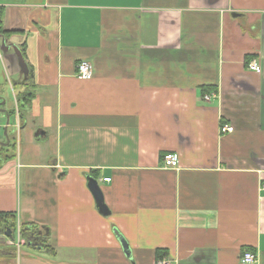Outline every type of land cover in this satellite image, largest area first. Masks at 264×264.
I'll use <instances>...</instances> for the list:
<instances>
[{"label": "crops", "instance_id": "crops-1", "mask_svg": "<svg viewBox=\"0 0 264 264\" xmlns=\"http://www.w3.org/2000/svg\"><path fill=\"white\" fill-rule=\"evenodd\" d=\"M0 28V213L53 250L0 234V264H264V0H0Z\"/></svg>", "mask_w": 264, "mask_h": 264}, {"label": "built area", "instance_id": "built-area-1", "mask_svg": "<svg viewBox=\"0 0 264 264\" xmlns=\"http://www.w3.org/2000/svg\"><path fill=\"white\" fill-rule=\"evenodd\" d=\"M248 69L255 72V73H261V67L255 62L251 61L248 63ZM93 75V67L90 62L88 61H80L76 66V73L75 76L80 80H88ZM204 99L206 101L210 100L209 96H205ZM16 128H18V124L16 125ZM233 128L228 126H223L220 128L221 132H232ZM162 163L165 168L169 169H177L179 167V155L177 153H168L165 154L162 158ZM103 181L109 182V179H104ZM264 199V198H263ZM23 242L20 241L19 235H17L16 240H9L8 245L15 247L16 249H19L21 244ZM240 261L242 264H259V258L257 254L249 249H244L241 253ZM154 264H173L172 261L162 259V260H156Z\"/></svg>", "mask_w": 264, "mask_h": 264}, {"label": "water", "instance_id": "water-1", "mask_svg": "<svg viewBox=\"0 0 264 264\" xmlns=\"http://www.w3.org/2000/svg\"><path fill=\"white\" fill-rule=\"evenodd\" d=\"M0 41H1V50L2 51H6L8 50L11 46H6L5 45V38L0 35ZM14 50L16 51V54L18 55L19 58V62L21 65V68L24 72H26V67L25 64L23 63V61L21 60V56L19 55V51H17V49L14 48ZM87 187L90 191V193L92 194L95 204L97 206V210L101 215H107L108 210L103 202V195L97 185V181L89 176H87ZM42 230H44L43 228L38 231V234L41 235L42 234ZM113 233L117 239V241L120 243L123 253L126 255L127 258H130V251L128 248V245L126 243V241L123 239V237L114 229ZM0 234H2L5 238H9L12 239V235H13V231L7 229L5 232H2V229L0 228ZM31 241H29L30 243ZM29 245V244H27Z\"/></svg>", "mask_w": 264, "mask_h": 264}, {"label": "trees", "instance_id": "trees-1", "mask_svg": "<svg viewBox=\"0 0 264 264\" xmlns=\"http://www.w3.org/2000/svg\"><path fill=\"white\" fill-rule=\"evenodd\" d=\"M0 34H2L1 28H0ZM3 34L9 35L10 33L4 32ZM203 90L207 91L205 88ZM19 102H21V105L23 107L29 106V104L31 102V96L25 95V96H23L22 99H20ZM12 149H14V146L12 147ZM13 155L14 154L11 152V156H9V157H12ZM8 158L6 157L5 159H8ZM0 224H1L2 228L5 227V229H9V230L14 231L15 227H16L15 216L12 213H0ZM25 227H26V225L22 226V229L19 232V236L23 240L27 239L26 238L27 233H26V230H24ZM31 229H33V228H31ZM31 242L35 245V247L39 246V247H41L42 250H45V251L49 252L50 254H53V250L49 246H46L45 244H43L44 241H42V239L40 241H31ZM0 252H2V253H0V254H2V256L4 255L7 258H13L16 255V252L14 250H11V249L10 250L6 249L5 251L1 249ZM164 257H165V252H163L160 249L156 251V255H155L156 260H162V259H164Z\"/></svg>", "mask_w": 264, "mask_h": 264}, {"label": "rangeland", "instance_id": "rangeland-1", "mask_svg": "<svg viewBox=\"0 0 264 264\" xmlns=\"http://www.w3.org/2000/svg\"><path fill=\"white\" fill-rule=\"evenodd\" d=\"M13 137H14V135H13ZM35 149H36L35 145L27 144V142L23 138V135H21V134L19 135L18 153L23 155L22 158L24 161H32L33 163H38V162H35L37 160L36 158L38 157L35 154ZM14 236H15V234H14ZM16 251H19V249H16Z\"/></svg>", "mask_w": 264, "mask_h": 264}, {"label": "flooded vegetation", "instance_id": "flooded-vegetation-1", "mask_svg": "<svg viewBox=\"0 0 264 264\" xmlns=\"http://www.w3.org/2000/svg\"><path fill=\"white\" fill-rule=\"evenodd\" d=\"M26 227H27V226H26ZM26 227H25V229H24V230H26V233H27L26 238H27L28 240H27V239H26V240H27V241H32V240L35 241V239L37 238V236H36V232H35L36 230L34 229V230H35V231H34V230L31 229V228H30V230H29V229H27ZM0 228L2 229V232H5V231L7 230V229H5V227L2 228V227H1V224H0Z\"/></svg>", "mask_w": 264, "mask_h": 264}]
</instances>
